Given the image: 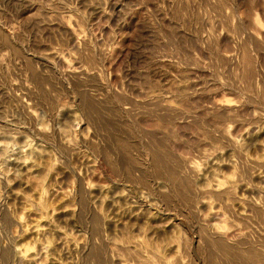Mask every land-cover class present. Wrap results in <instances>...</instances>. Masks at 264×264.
<instances>
[{
    "label": "rangeland",
    "instance_id": "rangeland-1",
    "mask_svg": "<svg viewBox=\"0 0 264 264\" xmlns=\"http://www.w3.org/2000/svg\"><path fill=\"white\" fill-rule=\"evenodd\" d=\"M263 92L264 0H0V264H264Z\"/></svg>",
    "mask_w": 264,
    "mask_h": 264
},
{
    "label": "bare ground",
    "instance_id": "bare-ground-1",
    "mask_svg": "<svg viewBox=\"0 0 264 264\" xmlns=\"http://www.w3.org/2000/svg\"><path fill=\"white\" fill-rule=\"evenodd\" d=\"M69 34V33H68ZM70 36H69V39L70 40H72L73 38H74V33H72L71 34V32H70V34H69ZM263 94H264V92H263ZM220 100V101H219ZM218 101L217 100H213L212 102H211V109L210 110H212V111H210L211 112V114L212 113H217V114H221V113H223V114H227V113H233L234 114V112L236 113V111H238V110H240L239 109V106L240 105H238V104H236V103H232L231 101H233V100H231L229 97H226L225 98V96L224 97H222V99H219ZM209 107V106H208ZM208 112H209V110H207ZM216 114V115H217ZM232 114V115H233ZM212 115H215V114H212ZM230 115V114H229ZM262 128H264V127H262ZM225 129V128H224ZM224 129H223V131H222V134L224 135V137H226L225 135V133L227 132V131H224ZM262 132V131H261ZM263 132H264V129H263ZM262 132V133H263ZM227 136H228V133H227ZM229 138H230V136H229ZM226 140H228L227 142H229V139L227 138ZM233 140H230V144H231V142H232ZM236 142V144H237V141H235ZM234 143V142H233ZM232 143V144H233ZM235 145V144H234ZM233 145V146H234ZM238 145V144H237ZM232 146V147H233ZM236 146V145H235ZM235 146L233 147V148H235ZM237 148H238V146H237ZM236 148V149H237ZM236 149H235V151H236ZM264 149V148H263ZM239 150V149H238ZM236 153H237V151H236ZM238 153H240V152H238ZM264 154V153H263ZM239 155V154H238ZM263 157H264V155H262ZM263 157H261V161L264 159ZM258 158H260V157H258ZM254 159V158H253ZM252 161V160H251ZM254 162H258V159L256 158L255 160H254ZM263 163H264V160H263ZM262 163V164H263ZM191 170L192 171H194V167H191ZM192 175V174H191ZM262 175V174H261ZM260 175V176H261ZM194 176V175H193ZM192 176V177H193ZM260 176H258L259 177V179H261V177ZM264 176V175H263ZM194 178H196V174H195V177ZM193 178V179H194ZM198 178V177H197ZM229 182H231V181H229ZM228 182V183H229ZM234 182V181H233ZM259 182H260V180H259ZM220 182H219V180H217V179H215V184H213V186L211 187V186H209V187H211V188H209V191H210V193H213L214 195L215 194H220L221 192L222 193H227V194H229V193H231L232 194V183H229L227 186H225V188L223 189L222 187H220ZM263 185V187H264V184H262ZM193 187V186H192ZM220 187V188H219ZM223 190H222V189ZM207 189V188H206ZM205 190V189H204ZM200 191H202L201 189H200ZM231 194H230V196H231ZM254 206H255V204H253ZM1 208V207H0ZM222 227V226H221ZM217 229H218V227H217ZM217 229H216V232H212V235H210L209 236V234H207V236L208 237H210V238H208V239H211L212 238V240H215V241H217L218 243H220V244H227V245H230V246H232V247H237V246H239V245H241L242 244V242H241V239H236V240H233L232 242H227V234H228V232H226V231H218L217 232ZM207 233V232H206ZM210 233V232H209ZM214 234V235H213ZM206 235V234H205Z\"/></svg>",
    "mask_w": 264,
    "mask_h": 264
}]
</instances>
